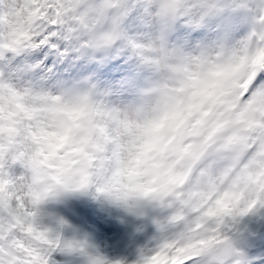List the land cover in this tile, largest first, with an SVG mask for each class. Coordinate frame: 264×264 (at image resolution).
<instances>
[{
    "label": "clouds",
    "instance_id": "clouds-1",
    "mask_svg": "<svg viewBox=\"0 0 264 264\" xmlns=\"http://www.w3.org/2000/svg\"><path fill=\"white\" fill-rule=\"evenodd\" d=\"M0 264H264V0H0Z\"/></svg>",
    "mask_w": 264,
    "mask_h": 264
}]
</instances>
